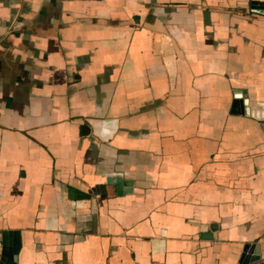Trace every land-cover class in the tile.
I'll return each mask as SVG.
<instances>
[{
  "label": "crops",
  "instance_id": "obj_1",
  "mask_svg": "<svg viewBox=\"0 0 264 264\" xmlns=\"http://www.w3.org/2000/svg\"><path fill=\"white\" fill-rule=\"evenodd\" d=\"M238 90L264 117V0H0V257L19 231L17 264L264 262Z\"/></svg>",
  "mask_w": 264,
  "mask_h": 264
},
{
  "label": "water",
  "instance_id": "obj_2",
  "mask_svg": "<svg viewBox=\"0 0 264 264\" xmlns=\"http://www.w3.org/2000/svg\"><path fill=\"white\" fill-rule=\"evenodd\" d=\"M260 103L250 101L249 99L243 98V95L238 90L236 91V100L234 102V112H246L251 114L255 118L264 119L263 116L258 114V111H255L258 108ZM252 110V111H251ZM108 182L111 184H117L118 193H129L133 190L132 181L124 180L121 177L113 176L108 178ZM70 197L71 198H81L86 197L83 192H80L74 188H70ZM21 247V233L19 231H4L3 232V250L0 257V264H17L18 253ZM251 248V249H250ZM251 252H244L242 255L243 264H264L261 262L259 256V250L255 246H250ZM246 250L247 247H246ZM253 252V253H252ZM255 252V254H254ZM253 254V255H250Z\"/></svg>",
  "mask_w": 264,
  "mask_h": 264
}]
</instances>
